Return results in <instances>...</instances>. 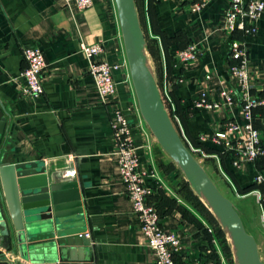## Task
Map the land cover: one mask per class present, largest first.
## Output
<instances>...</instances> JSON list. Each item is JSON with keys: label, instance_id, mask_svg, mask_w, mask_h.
<instances>
[{"label": "crops", "instance_id": "0c3cea01", "mask_svg": "<svg viewBox=\"0 0 264 264\" xmlns=\"http://www.w3.org/2000/svg\"><path fill=\"white\" fill-rule=\"evenodd\" d=\"M200 1L154 0L152 12L154 26L162 32V38L156 36L154 44L158 52L156 64L148 56L159 91L165 84L170 96L177 84L173 100L170 96L173 109L176 100L179 109L188 110V114L176 113L178 123L174 118L172 123L186 141L184 130L186 136L198 141L201 136L220 131L229 120L243 122L239 89L227 73L231 35L226 30L224 15L229 0H210L201 10L193 11V5ZM97 42H101L102 58L109 64L122 61L123 45L114 0H92V6L82 11L67 7L63 0H0V108L7 118L0 150L4 161L9 163L47 160L50 171L65 170L70 162L76 164L83 201L95 212L89 216L88 231L92 245L98 248L94 264H156L120 182L109 124L110 106L99 98L87 73L88 62L79 52L81 44ZM162 43L171 57L174 81L165 70ZM190 45L195 46L198 58L181 66L178 54ZM27 46L38 47L45 60L41 76L44 94L39 98L22 94L19 74L26 66L22 48ZM248 59L254 80L252 92L263 97L264 12L257 35L250 41ZM123 72L115 70L113 78L117 84L116 103L124 109L131 104L133 91ZM206 75L211 76L208 82ZM203 90L211 102L220 100L221 90L229 91L235 105L221 111L195 110L193 102ZM165 108L170 116V108L166 105ZM253 121L264 139V108L254 110ZM135 145L141 170L154 172L156 176L145 178V185L152 190L148 201L162 215L161 227L176 234L182 242L177 264L184 260L218 264L210 257L214 250L208 251L204 230L196 227L195 216L204 229L211 227L197 215L196 202L191 200L192 205L185 199L184 195L190 198V194L182 185V176L175 170L165 172L171 161L151 134L148 143L135 135ZM200 158L205 159L206 165L202 167L210 179L213 176L212 182L221 181L226 192L233 193L230 195L237 212L247 218L258 235V251L263 261V212L252 191L241 190L253 185L257 175L264 178V159L234 168L229 156L222 165L217 154H202ZM213 246L220 261L224 259L216 241ZM5 256L13 260L11 253L6 252Z\"/></svg>", "mask_w": 264, "mask_h": 264}, {"label": "water", "instance_id": "95a60500", "mask_svg": "<svg viewBox=\"0 0 264 264\" xmlns=\"http://www.w3.org/2000/svg\"><path fill=\"white\" fill-rule=\"evenodd\" d=\"M123 52L139 114L159 148L208 208L230 245L233 264H264L239 213L181 140L161 99L135 0H114ZM7 118L0 108V137ZM4 161L0 150V264H94L89 216L76 164ZM73 170H75V176ZM71 171V172H69ZM89 235V236H86ZM11 253L12 261L5 253Z\"/></svg>", "mask_w": 264, "mask_h": 264}, {"label": "built area", "instance_id": "2783aa9c", "mask_svg": "<svg viewBox=\"0 0 264 264\" xmlns=\"http://www.w3.org/2000/svg\"><path fill=\"white\" fill-rule=\"evenodd\" d=\"M210 0H201L193 5V11H199L206 6ZM67 7L82 11L92 6V0H63ZM264 12L263 0H229L227 11L224 15L226 30L232 34L239 35V39H232L228 48V76L239 89L240 111L243 122L229 120L223 128L211 136H201L198 140L202 143H210L221 148L222 152L228 154L232 159V166L240 168L244 163H251L260 158L264 159V139L260 131L254 127L253 112L255 109L264 108V96L253 94V76L250 71L248 59L249 45L253 37L257 35L258 22ZM79 52L88 62L87 73L91 77L95 90L103 103L110 106L109 124L115 143L117 156V168L120 182L125 194L131 204L132 212L135 214L139 229L145 238L147 247L153 251L156 264H177L176 258L181 253L182 242L180 238L167 232L161 227V218L153 205L149 203L152 193L151 188L145 185V178L156 177L154 172L141 170L135 135L144 138L148 143V134L133 94L130 105L121 108L116 103L117 84L113 78L115 70H124V77L131 86L127 63L124 56L117 65L109 64L102 58L104 48L101 42L94 44H81ZM22 57L25 68L19 74L23 82L22 94L32 98H39L44 94L41 76L45 68V60L42 51L35 46L22 48ZM198 53L195 46L190 45L178 54V63L181 66L196 61ZM205 81L211 79L206 75ZM181 81L180 79L178 82ZM220 100L211 102L207 98L205 90L201 91L193 102V108L199 111H221L230 109L235 105L233 93L225 90L219 92ZM164 106L173 112V105L164 84L160 91ZM177 122L176 118L174 117ZM178 123V122H177ZM182 135V134H181ZM184 138V136H182ZM185 139V138H184ZM191 151L203 154L193 149ZM148 148V147H147ZM148 150V149H147ZM47 162V160H44ZM254 183L264 187V178L257 175ZM257 204L263 212L264 219V189L252 191ZM211 232V229L207 227ZM88 236V235H86ZM215 244V243H214ZM180 264H199L197 261L184 260ZM221 264H227L221 259Z\"/></svg>", "mask_w": 264, "mask_h": 264}, {"label": "trees", "instance_id": "16d2710c", "mask_svg": "<svg viewBox=\"0 0 264 264\" xmlns=\"http://www.w3.org/2000/svg\"><path fill=\"white\" fill-rule=\"evenodd\" d=\"M135 4H136L138 16H139V22H140L141 28H142L144 36H145L148 54H149L151 60L153 61V63L155 62V64H156V62L158 60V52L156 53L157 49L155 48L154 44L156 43V40H157L156 36H158L159 38H162V32L160 30H156L154 23H153L152 12L154 10L155 2H154V0H135ZM142 6L145 9L142 10ZM239 38H240V36L236 35V34H232V36H231V40L232 39H239ZM175 42H176V40H175ZM176 44H179V46H180V43L177 42ZM161 48H162L163 54H164L163 58L165 61V70H166V73L168 74L167 76H169V78L172 79V81H174V77L171 76V72L173 69L172 63H171L172 62L171 57L168 55V51L163 46V43L161 44ZM157 71H158V69H157ZM176 85L177 84L173 85L172 90L170 92V96H171L172 100L174 98L173 92H174ZM174 101L176 104L175 110H174L175 112H170V118H171V121L173 123H174L173 118H174V115H176V113H178V115H180V116H181V114H183L182 116H184L185 114H188V110H180L179 109V103L176 100H174ZM254 127L256 128L255 124H254ZM183 130H184V128H183ZM178 134H179L181 140L183 141L184 145L186 146V148L191 152V154L194 156V158L196 160L198 157H201V153L200 152L195 153V152L191 151L189 145L193 149L201 151L204 155L217 154L220 158L219 160H220L221 165L223 164V160L229 156L228 154H225V153L221 154V152H219V151L216 152L217 150L210 148L209 145L214 147V148H218L221 150V148H219V147H216V146L209 144V143H202L199 140L195 141L192 138H189L188 136H186L185 130H184V134H185V137L188 141H186L182 137L180 131H178ZM160 165H162V164H159V166ZM165 168H166L165 172H169L170 170H175L176 172H178V174L180 176H182L172 162L170 163V165L165 166ZM182 185L184 186L186 191L190 194V198L184 195L185 199L192 205H193V203L191 202V200L192 201L194 200L196 202V205H194V208L196 210L198 208V214L197 215L200 217L201 220H203L207 225H209L211 227L210 228L211 232H209L207 229H204V227L202 226V221H200L195 216L196 227L204 230L203 232H204L206 243L208 244V249H209L208 251H211L212 249L214 250V253L210 254V257L215 259L216 262H219L218 264H221V261L218 257V254L217 253L215 254L216 249L213 246V241H216L220 250H221V253L223 254V257H225L224 258L225 262L227 264H233L230 245L226 239V236L223 234V232L221 231L217 222L215 221L214 217L212 216V214L210 213L208 208H206V206L190 190L188 184L185 182L184 179H182ZM256 189L263 190L264 187L261 185L259 186L256 183H254L250 187H247L246 189L241 190V192L250 193L251 191L256 190ZM157 213L159 214V217L162 218V215L159 213L158 210H157Z\"/></svg>", "mask_w": 264, "mask_h": 264}, {"label": "rangeland", "instance_id": "374dc122", "mask_svg": "<svg viewBox=\"0 0 264 264\" xmlns=\"http://www.w3.org/2000/svg\"><path fill=\"white\" fill-rule=\"evenodd\" d=\"M149 60H150V58H149ZM150 62H151V60H150ZM151 65H152V62H151ZM144 123V122H143ZM144 126H145V128H146V130L148 131V128L146 127V125L144 124ZM149 132V131H148ZM150 134V133H149ZM152 136V135H151ZM152 139L154 140V138L152 137ZM198 157V156H197ZM205 159H203V158H200V157H198L197 158V161L200 163V164H204V165H206V163H205V161H204ZM207 169H209L210 170V168L209 167H207ZM212 178L211 179H213V176H211ZM213 181H215V182H213V183H215V185H217V189H219V191L221 192V194H223L229 201H233L232 200V198H231V195L233 194V193H228V192H226V189H225V186H224V184L221 182V181H219V180H213ZM231 194V195H230ZM231 199V200H230ZM233 204V203H232ZM233 206H234V204H233ZM235 207V206H234ZM236 209V208H235ZM239 216H240V218H241V220H242V223H243V225H244V228H245V230H246V232L248 233V234H250L251 236H253L254 237V239H255V241H256V243L258 242V240H257V237H258V235H257V233H256V231H254L253 229L254 228H251V226H250V224H249V222H248V220H247V218L246 217H243L242 215H240L239 214ZM262 257L264 258V254H263V252H262ZM262 261V260H261ZM263 263H264V260L262 261Z\"/></svg>", "mask_w": 264, "mask_h": 264}]
</instances>
